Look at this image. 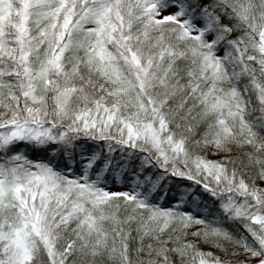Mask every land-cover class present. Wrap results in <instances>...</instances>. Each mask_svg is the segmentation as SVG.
<instances>
[{"label":"snow or ice","instance_id":"obj_1","mask_svg":"<svg viewBox=\"0 0 264 264\" xmlns=\"http://www.w3.org/2000/svg\"><path fill=\"white\" fill-rule=\"evenodd\" d=\"M0 264H264V0H0Z\"/></svg>","mask_w":264,"mask_h":264},{"label":"rangeland","instance_id":"obj_2","mask_svg":"<svg viewBox=\"0 0 264 264\" xmlns=\"http://www.w3.org/2000/svg\"><path fill=\"white\" fill-rule=\"evenodd\" d=\"M112 191L127 190V187L124 186V182L120 179L115 181L114 186L111 188Z\"/></svg>","mask_w":264,"mask_h":264},{"label":"trees","instance_id":"obj_3","mask_svg":"<svg viewBox=\"0 0 264 264\" xmlns=\"http://www.w3.org/2000/svg\"><path fill=\"white\" fill-rule=\"evenodd\" d=\"M85 147H87V145H85ZM210 158H216V157H210ZM109 183L112 184L113 182H112V181H109ZM177 184H181V182H180L179 180L174 181V182L172 183L171 187L174 189L175 186H176ZM181 186H183V185H181ZM120 191H124V190H120ZM171 194H172V193L169 192V196H170ZM206 250H209V249L206 248Z\"/></svg>","mask_w":264,"mask_h":264}]
</instances>
